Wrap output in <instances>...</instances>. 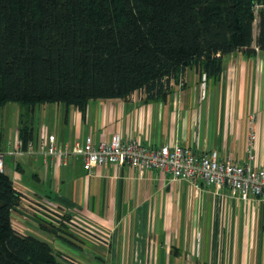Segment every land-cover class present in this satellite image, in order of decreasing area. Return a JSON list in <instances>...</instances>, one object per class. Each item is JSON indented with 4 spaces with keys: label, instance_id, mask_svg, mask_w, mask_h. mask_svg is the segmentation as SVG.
Instances as JSON below:
<instances>
[{
    "label": "crops",
    "instance_id": "0c3cea01",
    "mask_svg": "<svg viewBox=\"0 0 264 264\" xmlns=\"http://www.w3.org/2000/svg\"><path fill=\"white\" fill-rule=\"evenodd\" d=\"M169 84L155 100L136 91L124 99L89 100L83 110L60 103L40 110L48 123L37 131L29 123L34 153L6 155L4 169L13 179L4 173L24 211L40 215L46 209L55 219H68L56 233L34 222L33 230L51 233L48 244L75 264H264L263 199L243 201L227 188L172 181L128 165L85 171L79 157L60 165L36 152L48 134L59 146H72L118 133L146 145L190 147L198 155L215 151L219 160L242 165L254 113L253 164L264 167V52L223 56L217 80L190 66ZM7 139L0 132V151ZM21 220L27 219L12 212V226L21 229Z\"/></svg>",
    "mask_w": 264,
    "mask_h": 264
},
{
    "label": "trees",
    "instance_id": "16d2710c",
    "mask_svg": "<svg viewBox=\"0 0 264 264\" xmlns=\"http://www.w3.org/2000/svg\"><path fill=\"white\" fill-rule=\"evenodd\" d=\"M237 51L264 52V0H0V109L25 108L18 129L25 147L26 118L38 104L83 110L89 100L136 91L155 100L190 66L217 80L223 56ZM21 203L0 172V264H75L13 228L12 208ZM39 214L53 233L68 219Z\"/></svg>",
    "mask_w": 264,
    "mask_h": 264
},
{
    "label": "built area",
    "instance_id": "2783aa9c",
    "mask_svg": "<svg viewBox=\"0 0 264 264\" xmlns=\"http://www.w3.org/2000/svg\"><path fill=\"white\" fill-rule=\"evenodd\" d=\"M258 8V5L254 6L255 13ZM256 119L254 113L249 116L248 161L242 165L229 160H219L215 151L207 155H198L190 147L146 145L137 140H125L118 133L98 143H94L91 137H86L82 145L75 143L72 146L67 144L59 146L56 137L48 134L38 143L36 152L44 157H50L60 165H65L69 157H79L85 171H90L95 166L128 165L139 171L161 172L172 181L182 180L201 183L206 187L227 188L243 201L250 196L264 200V167L257 168L253 164ZM6 146L5 150L0 151V172H4V156L34 153L33 143L29 141L24 147L18 137L11 142L8 141ZM34 207L43 209L37 204ZM42 211L48 212L46 209Z\"/></svg>",
    "mask_w": 264,
    "mask_h": 264
},
{
    "label": "rangeland",
    "instance_id": "374dc122",
    "mask_svg": "<svg viewBox=\"0 0 264 264\" xmlns=\"http://www.w3.org/2000/svg\"><path fill=\"white\" fill-rule=\"evenodd\" d=\"M257 22H254V29H253V34L256 36L257 34ZM53 105V106H50ZM58 103H49V104H38L35 106V111L33 114H29L28 118H26L27 124H31L34 126L35 130L37 131L39 127L44 126L47 124V120L41 117L40 115V110L42 111L43 109H47V107H56ZM26 110L24 107H22L19 103H8L6 104L2 109H0V132L4 136V138H8L10 142L13 140L14 133H15V128L20 122V115L24 113ZM8 157V156H6ZM4 159H10L8 158ZM5 172L11 179H13L12 172L8 171L7 168L5 167ZM14 219H16V215L13 216ZM21 229L13 223V228L18 230L21 234L23 235H30L33 237H36L40 240L46 241L47 243H52V234L49 232H44L40 230H33V227H36L38 229V226H36L32 221L26 220L23 221L21 220ZM178 261V260H177ZM184 261H178L179 264H184Z\"/></svg>",
    "mask_w": 264,
    "mask_h": 264
},
{
    "label": "water",
    "instance_id": "95a60500",
    "mask_svg": "<svg viewBox=\"0 0 264 264\" xmlns=\"http://www.w3.org/2000/svg\"><path fill=\"white\" fill-rule=\"evenodd\" d=\"M12 211L18 213L19 215L23 216L24 218H26L27 220L29 221H32L36 224H40V220L38 218H36L35 216H33L32 214L24 211L23 209L21 208H18V207H13L12 208Z\"/></svg>",
    "mask_w": 264,
    "mask_h": 264
}]
</instances>
